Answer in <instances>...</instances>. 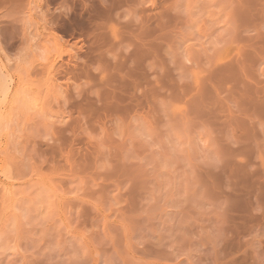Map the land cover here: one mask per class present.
<instances>
[{"label":"rangeland","instance_id":"obj_1","mask_svg":"<svg viewBox=\"0 0 264 264\" xmlns=\"http://www.w3.org/2000/svg\"><path fill=\"white\" fill-rule=\"evenodd\" d=\"M0 264H264V0H0Z\"/></svg>","mask_w":264,"mask_h":264}]
</instances>
